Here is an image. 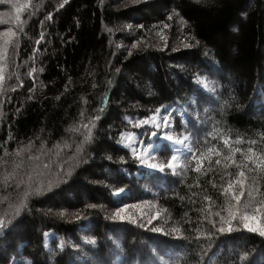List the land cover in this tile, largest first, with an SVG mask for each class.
Masks as SVG:
<instances>
[{
    "label": "trees",
    "instance_id": "trees-1",
    "mask_svg": "<svg viewBox=\"0 0 264 264\" xmlns=\"http://www.w3.org/2000/svg\"><path fill=\"white\" fill-rule=\"evenodd\" d=\"M0 14V264H264L243 220L264 212V162L245 158L264 161V0H6ZM157 109L172 140L138 123ZM126 135L155 143L163 172ZM226 201L220 233L207 213L227 218ZM124 205L132 222L112 218Z\"/></svg>",
    "mask_w": 264,
    "mask_h": 264
},
{
    "label": "snow or ice",
    "instance_id": "snow-or-ice-1",
    "mask_svg": "<svg viewBox=\"0 0 264 264\" xmlns=\"http://www.w3.org/2000/svg\"><path fill=\"white\" fill-rule=\"evenodd\" d=\"M6 0H0V4L2 3H5ZM67 2V0H65V3ZM49 17H50V14H49ZM171 17H169L170 19ZM139 27H142L139 26ZM165 27H167V25H165ZM135 46V45H133ZM2 79V78H0ZM205 87H207V85H205ZM159 109L156 110L157 113H159ZM167 109H165V116L161 119L160 123H155V117L154 116H151V117H148L147 119H144L142 121H139L138 123H145V124H152L154 127H160V124H165L167 125L168 124V119H167ZM151 135L155 136L156 133H151ZM161 139H166V140H172V137L170 135H165L163 137H161ZM121 143H123V141H121ZM174 143L176 144H179L180 141L179 140H176ZM225 144H227V141H225ZM125 147H127V145H124ZM236 151H239L238 149H236ZM131 152H132V155L135 157L136 161L139 163L140 166H143V167H147L148 169L150 170H159L161 172H163L164 168H165V165L164 164H157V163H151L149 162L151 157L147 154V153H140L138 148L136 147H132L131 148ZM248 152L251 153L252 152V149L249 148L248 149ZM217 155V157H219V152H216L215 153ZM246 159L248 160H252V162L254 164H256L257 167L260 166V163L264 162V161H258V160H255L253 159L252 156H247L245 157ZM173 161L176 160V156H172L171 158ZM203 157H200V160H202ZM225 160L226 161H231V157L230 156H226L225 157ZM233 163H235V161H232ZM215 163L217 165H219L221 163L220 159H217L215 161ZM169 169H174V164L169 162L167 165H166ZM238 167H240L238 165ZM196 171H200V166H199V163L197 164V167L195 169ZM245 177V172L244 171H239L237 173V179L235 180H230L229 183H228V186L224 189V193L225 194H231V199L234 200V201H238L239 200V196L234 193L232 191V185L233 184H238L240 186V191L243 190V179ZM39 191V190H37ZM124 189L120 188V189H116L115 192L113 193L114 195H117L121 192H123ZM207 199H211V197H208ZM88 207H95V205H89ZM128 206L127 205H124L122 206L121 208L117 209L115 212H114V215H113V219L115 218H119L120 220H124L125 217L121 216V212H123L125 210V208H127ZM225 209L227 210L228 212V217L225 218L223 215H220L219 212L217 213H212L211 211H209L207 213V217H211L212 215H217L219 216V223H220V227L219 228H216V231L217 232H220V233H223L225 231H228V232H231L233 231V228L231 226V221L233 219L236 218L235 216V213L232 211V207H231V204L228 203L226 201V205H225ZM79 218V217H77ZM243 220L246 221V223L244 224V228L245 230H247L248 232H252V233H256L258 235H260L261 237H264V225L258 223V220L259 218L256 217V216H252V217H249V216H244L243 217ZM150 222V221H149ZM252 222H257V226L256 227H253L252 226ZM209 223H211L213 225V227L215 228L216 227V222L212 221L211 219H209ZM5 226V222L3 219H0V229H2L3 227ZM152 231H161V229H158V228H155L153 227L151 229ZM87 243H90V244H95V240L94 239H87L86 240ZM241 259H243V256L241 257Z\"/></svg>",
    "mask_w": 264,
    "mask_h": 264
},
{
    "label": "rangeland",
    "instance_id": "rangeland-1",
    "mask_svg": "<svg viewBox=\"0 0 264 264\" xmlns=\"http://www.w3.org/2000/svg\"><path fill=\"white\" fill-rule=\"evenodd\" d=\"M136 1L141 2V1H144V0H136ZM0 17H1V14H0ZM241 72H244L245 73L246 71H241ZM165 114H166L165 111L164 112L163 111H160L157 115H155L154 116L155 117V123H160L161 119L165 116ZM167 119H168V124L167 125L160 124V127H154L152 124H148L151 128H153L155 130L154 132L156 133V135H155L156 137H158V133H160L159 136H161V137H163L165 135H168V134H166V130L171 127V125H170L171 119L168 116V114H167ZM123 141H124V144L123 145H127L128 148L131 149L132 147H136V148H138V150H139L140 153H142V154L143 153H147L151 157V159H150L149 162L155 163L153 161V159H152V157L155 155V152H156V150H155L156 149L155 143L152 144L149 148H145V147H143L140 144L138 145V139L134 135L133 136H129V137H127V135H126L124 137V140ZM185 142H186V138L181 139L179 144H176L175 143V146H176L177 150H179V148L183 147V145L185 144ZM178 159H180V156L176 155V160H174V161L171 162L175 166L174 169H172L173 171L178 167ZM145 168H147V167H145ZM232 191L239 196V199H241V197H242V191H240V186H238L237 189L233 188ZM263 213L264 212H260L259 213V216L260 217L257 216L259 218L258 223H260L262 225H264L262 223V221H263L262 219H264V214ZM139 214L140 213H139L138 210L131 209V208H129V206L127 208H125V210L123 212H121V216L125 217L124 220H128V221H131V222H132V220H135V218ZM117 219H119V218H117ZM245 223H246V221H245ZM252 226L253 227H256L257 226V222H252ZM11 264H28V263H26V262H24V261H22L20 259H13L12 262H11Z\"/></svg>",
    "mask_w": 264,
    "mask_h": 264
}]
</instances>
